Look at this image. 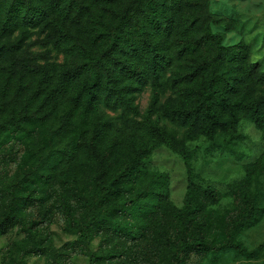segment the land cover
Returning a JSON list of instances; mask_svg holds the SVG:
<instances>
[{"label":"rangeland","instance_id":"374dc122","mask_svg":"<svg viewBox=\"0 0 264 264\" xmlns=\"http://www.w3.org/2000/svg\"><path fill=\"white\" fill-rule=\"evenodd\" d=\"M17 1L0 0V18L6 17L8 8L15 10ZM19 1L33 11L31 13H46L53 7L59 8L70 2L71 12L65 28L72 39L69 54L65 48L54 44L52 39L31 31V46L24 55L33 57L39 66L45 68L46 74L40 78L22 69H11L0 57V185L7 187L8 191L0 202V222H5L3 216L13 209L19 213L12 227L0 232V264H88L92 252L98 255L94 264H137L135 260L132 261L133 257L141 255L150 264H167L166 258L171 259L169 242L178 223L175 224V219L168 217L169 207L182 211L179 219L182 234L188 238L204 237L214 243L233 238L257 255L256 260H250L230 250L204 251L196 255L188 254L186 264H264V128L259 130L244 118L237 121L228 133L217 135L212 141L204 136L188 141L186 158L158 144L144 155L141 175L121 186L120 191L126 202L117 221L132 225L133 232L136 227H144L142 239H138L139 235L135 233L122 237L120 234L95 230L91 239L77 242L72 229L84 224L86 207L82 203L72 205L73 212L65 214L52 202L55 193L60 191L58 183L63 176L65 162L60 161L62 157L55 151L60 147L55 139L58 121V115L53 113L57 108L55 99L42 108L40 98L32 96L37 82L43 83L51 76L56 78L64 63L71 66L80 64L83 60L80 43H90L89 36L96 32L102 33L104 40L100 39V46H92L94 54H102V50H106L107 55L111 51L114 54L111 59L102 60L107 68L105 82L122 95L134 96L141 113H145L150 101L151 81H138V77L129 74L128 70L119 72V67L131 66V59L124 52H118L119 49H113V42L119 40L117 31L111 32L116 18L108 16V7L103 0ZM116 1L118 8L127 4L126 0ZM162 2H165L172 21L188 28L194 38H199L205 29L218 34L226 55L238 50L245 56L247 72L249 66L254 67L256 76L264 77V0ZM148 9V5L143 4V11ZM142 17L141 12L139 18ZM129 33L130 41L136 42V34L133 31ZM150 33H153L152 29ZM159 39L163 43V39ZM210 51L206 46L201 54H209ZM226 70H231L228 63ZM167 80L168 75L162 81L161 105L171 96ZM161 105L155 115L159 119L158 125L175 130L177 137H181L185 129L163 119L160 115ZM120 120L129 121L125 115ZM135 129L134 133L124 129L121 140L127 143H139V140L152 142L144 137L141 129ZM136 133L137 136L134 135ZM127 150L116 159L120 167L116 168V173L128 163ZM79 172L73 167L72 173ZM157 175L163 176L166 182L165 201L155 197L163 194L158 187L148 186L154 180L147 179V176L155 178ZM82 176H79V186L85 182ZM189 181L197 185L201 193L198 194L196 189L189 192ZM204 188H214L218 192L214 202L203 198ZM43 195L47 196L48 202L40 205L38 202L45 201L39 200ZM141 195L149 197L142 202V208L147 210L153 204L158 206V214L138 223L135 217L137 213L129 204L132 198ZM191 209L198 212L189 216L186 210ZM243 223V229L238 231ZM155 239H158V244L153 245L152 240L157 241ZM143 242H150L149 248H158L163 254L148 256L138 253L135 246Z\"/></svg>","mask_w":264,"mask_h":264},{"label":"trees","instance_id":"16d2710c","mask_svg":"<svg viewBox=\"0 0 264 264\" xmlns=\"http://www.w3.org/2000/svg\"><path fill=\"white\" fill-rule=\"evenodd\" d=\"M103 1L107 4L108 16L116 18L111 32L117 31L119 40L113 42V49H119L118 52H124L131 59V66L119 67V72L128 70L129 74L138 77V81H151L150 101L145 113L139 111L134 96L122 95L105 82L107 68L102 60L111 59L114 54L111 51L107 55L106 50H102V54H94L92 46H100V39L104 38L102 33L97 32L89 36L90 43H80L83 47L80 64H62L56 78L51 76L43 83L38 81L32 93V96L40 98L42 108L55 99L57 108L53 113L58 115L55 139L60 145L55 151L62 157L60 161L65 162V170L58 183L60 191L55 193L52 202L65 214L73 212L72 205L82 203L86 207L84 224L72 229L77 242L91 239L95 230L121 236L135 233L139 235L138 239L143 238L144 227H136L133 232L132 225L117 222L126 202L120 189L124 183H130L141 175L142 158L157 144L186 158L188 141L201 136L212 141L217 135L232 130L242 118L249 119L259 130L264 128V77L256 76L254 67L249 66L247 72V62L241 52L232 50L226 55L221 47L220 36L208 29L199 38H194L188 28L172 21L162 0H126L127 4L123 8H118L116 0ZM143 4L148 5L147 11H143ZM17 5L15 10L8 8L6 17L0 18V57L5 59L11 69H22L40 78L46 74L45 68L39 66L33 57L24 55L31 46L30 33L35 30L45 35V38L52 39L54 44L65 48L70 54L72 36L66 32L65 25L69 22L72 4L68 2L62 7H53L46 13H31L33 11L19 0ZM141 12L142 19L139 18ZM151 29L153 33H150ZM129 31L138 37L136 42L130 41ZM159 38L163 39V43H160ZM206 46L211 50L210 55L201 54L202 48ZM226 63L230 71L226 70ZM167 75L171 96L161 105L162 81ZM160 105L163 119L185 129L181 137H177L175 130L158 125L159 119L155 115ZM122 115L129 121L120 120ZM137 118L140 120L136 121ZM135 128L141 129L144 137L150 138L152 142H123L121 137L124 129L134 133ZM134 135L137 136V133ZM127 148L128 163L116 173V168H120L116 159ZM73 167L80 172L72 173ZM80 175L85 177V182L79 186ZM147 179L154 180L148 186L158 187L163 192L155 197L165 201L167 186L163 176H147ZM6 188L0 185V202L8 194ZM188 189L189 192L196 189L198 194L201 193V189L192 181H189ZM203 191L202 196L206 200L214 202L218 197L214 188H204ZM132 199L129 206L137 213L136 222H146L158 214V206L153 204L147 210L142 208V202L148 200V196ZM39 200H45L38 202L40 205L48 202L45 195ZM169 210L168 217L175 219V224L178 223L174 225L177 228L169 242L171 259L166 258L167 264H186L188 254L196 255L204 251L230 250L250 260L257 259L255 252L233 238L217 243L204 237L188 238L182 234L179 220L182 211L174 207H169ZM186 211L189 216L198 212L192 209ZM18 217L19 213L15 209L6 213L3 216L5 222H0V232L10 229ZM244 225L241 224L238 231ZM155 240H152L153 245L158 244V239ZM149 244L143 242L135 248L138 253L148 256L163 254L158 248H149ZM96 258L97 253L92 252L88 264H94ZM133 258L132 261L135 260L137 264H150L142 255Z\"/></svg>","mask_w":264,"mask_h":264}]
</instances>
